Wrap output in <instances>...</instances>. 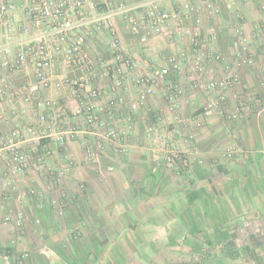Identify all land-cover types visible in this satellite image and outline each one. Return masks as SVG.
Masks as SVG:
<instances>
[{"label": "built area", "instance_id": "obj_1", "mask_svg": "<svg viewBox=\"0 0 264 264\" xmlns=\"http://www.w3.org/2000/svg\"><path fill=\"white\" fill-rule=\"evenodd\" d=\"M253 1L264 12V0H0V196L11 199L31 179L39 188L20 192L19 200L48 195L64 216L66 197H53L46 186L62 188L74 169L68 147L80 145L92 164L101 163L106 146L127 153L133 145L131 132L119 124L121 109L127 107L128 121L136 122L143 112L155 113L160 99L167 115L160 111V124L144 122L149 154L175 178L192 164L203 165L198 138L209 119L237 120L250 101L242 72L264 57V16L247 31L238 14L242 22L227 55L215 49L218 34L205 33L204 24ZM121 23L140 46L162 41L168 55L161 63L135 59ZM99 41L106 43L100 51ZM197 94L205 105L187 117L184 108ZM243 154L239 145H218L212 165ZM28 220L20 210L3 215V225L21 233ZM4 260L27 264L30 254L7 252Z\"/></svg>", "mask_w": 264, "mask_h": 264}, {"label": "crops", "instance_id": "obj_2", "mask_svg": "<svg viewBox=\"0 0 264 264\" xmlns=\"http://www.w3.org/2000/svg\"><path fill=\"white\" fill-rule=\"evenodd\" d=\"M263 16L260 3L253 1L206 21L203 31H215V49L227 55L235 27L242 22L250 31ZM120 28L135 59L161 63L168 55L162 41L144 48L123 23ZM104 44L96 42L97 49ZM218 68L222 71L224 65ZM242 80V89L250 95L244 114L233 121L209 119L198 138L205 163L192 164L181 178L172 177L146 148L144 122L160 124V111L167 115L160 99L155 113L143 112L145 119L140 116L136 122L128 121L127 107L121 109L119 124L131 132L133 145L127 153L106 146L101 163L92 164L80 145L68 147L74 169L65 181L72 200L63 193L69 205L64 216L51 207L48 195L19 200L20 192L39 188L31 179L15 188L11 199L0 196V264H6L7 252H28L27 264H264V57L257 58L255 68L242 72ZM256 96L260 102L254 101ZM205 102L203 94L191 97L184 115L191 117ZM218 145H239L244 154L214 166ZM46 187L55 197L58 187ZM8 209L28 217L23 233L3 225ZM76 229L81 231L80 241H74Z\"/></svg>", "mask_w": 264, "mask_h": 264}, {"label": "rangeland", "instance_id": "obj_3", "mask_svg": "<svg viewBox=\"0 0 264 264\" xmlns=\"http://www.w3.org/2000/svg\"><path fill=\"white\" fill-rule=\"evenodd\" d=\"M121 1H128V0H121ZM71 174H72V172H71ZM71 174L69 175V176H71ZM68 180V178L65 180V181H67ZM68 186L66 187V183H64V187H62V188H59V189H56V193L54 194V196L56 197V196H58V195H60V193L62 192V193H65L66 195H69V192H68ZM73 190V189H72ZM78 189L77 188H75V192L74 193H77L78 191H77ZM72 192V191H71ZM70 192V193H71ZM71 195L72 194H70L69 195V199L70 200H72V197H71ZM78 195V194H77ZM68 207H69V205H67V211H66V213L68 212ZM81 207V206H80ZM79 207V209L81 210V208ZM75 212H78V210L77 211H75ZM81 212V211H80ZM82 238V235L81 236H77V239H74V241H80V239Z\"/></svg>", "mask_w": 264, "mask_h": 264}]
</instances>
